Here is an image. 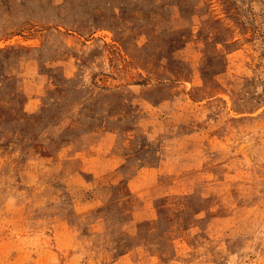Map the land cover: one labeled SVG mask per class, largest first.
<instances>
[{
  "label": "rangeland",
  "instance_id": "rangeland-1",
  "mask_svg": "<svg viewBox=\"0 0 264 264\" xmlns=\"http://www.w3.org/2000/svg\"><path fill=\"white\" fill-rule=\"evenodd\" d=\"M0 264H264V0H0Z\"/></svg>",
  "mask_w": 264,
  "mask_h": 264
}]
</instances>
